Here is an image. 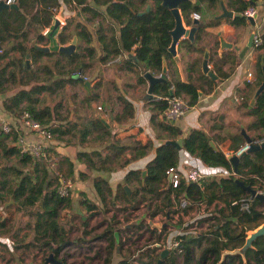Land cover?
Here are the masks:
<instances>
[{
	"label": "trees",
	"instance_id": "obj_1",
	"mask_svg": "<svg viewBox=\"0 0 264 264\" xmlns=\"http://www.w3.org/2000/svg\"><path fill=\"white\" fill-rule=\"evenodd\" d=\"M63 1L74 2L78 6L77 11L85 15L84 20L75 17L67 19L57 32L58 41L67 42L70 37L69 27L75 20V32L81 40L70 54L41 51L34 47V43H44L47 40L43 30L50 24L52 15L58 12V0H16L17 8L6 7L0 10V92L14 90L4 97L2 106L5 111L15 116L28 111L34 119L51 131L53 139L57 142L64 141L66 144H71L75 142L74 134L78 133L82 138H86L89 133L97 132V138L103 141L99 144L105 143L104 148L78 151L76 158L82 160L89 170H114L132 159L141 157L152 144L148 141H130L128 136L119 137L117 131L112 133L98 115L84 114L86 109L91 108V102L100 98L101 86V82L90 86L84 83L85 80L89 81L86 70L96 61L106 62L118 58L126 69L135 72L138 81L146 80L144 72L147 70L160 74L163 60L168 63L167 59L172 57V53L167 48L171 42L170 30L174 26V17L161 0H141L145 5L149 4V9L142 14H137L140 7L135 6L133 0H93L95 3L105 4L103 12L92 6L89 0ZM202 1L210 6L219 3V0L195 2L182 0L178 5L185 22L196 26L194 41H190L187 37L180 41V46L187 52L197 54L196 58L194 57L186 65L187 80L176 76L165 77V80L155 82L151 92L146 93L145 96V101L151 110L150 122L154 128L166 131L163 138L177 139L182 134L173 122L164 118L163 111L168 105V98L172 95H180L186 99L189 106L195 104L200 92H211L217 78L223 79L229 76L237 63L236 52L232 49L218 52L216 49L218 39L211 37L214 42L210 46L208 63L211 64L210 69L217 77L212 78L200 70L203 53L207 47L204 43L212 34L206 27L214 23L213 19H200L199 10ZM251 3V0L246 2L228 0V6H233L241 13L231 18V22L245 23L247 18L242 14V10ZM192 11L199 12L200 17L193 18ZM97 16L102 17L94 29L95 40L101 47V53L96 52L92 44L93 32L88 27L89 20ZM107 16L109 20L104 22ZM258 36L261 41L257 44L253 42L252 45L256 49L264 48V30L259 31ZM200 41L202 42L199 44ZM130 52L135 55V60L126 54ZM262 57L264 62V51L256 56L255 85L263 77ZM27 61L30 65H27ZM138 63H142L141 68ZM254 83H250L249 92L243 98L242 106L246 108L245 113L250 116L249 120L243 122V127L245 131L253 130L250 134L251 142L259 144L264 140V90L256 97L253 105L247 107ZM68 85H78L82 89L81 94L70 90L66 95L63 94ZM70 96L73 103L68 100ZM100 99L104 103L103 98ZM108 99L113 113L112 121L116 125L127 123L134 112L132 101L118 90L115 95L109 93ZM100 106L105 115H109L105 104ZM212 127L215 130L208 129V132L204 127L190 128L182 137V148L198 157L205 166L225 168L228 171L225 175L205 174L196 181H190L182 174L176 187L165 188L167 175L165 171L169 166H176L179 148L163 141L155 146L154 157L146 164L144 176L141 169H130L125 174L124 182L131 187L129 197L121 184L116 189L121 191L119 197L117 192L112 191L107 179L102 176H95L93 179L102 206L111 204L119 207L114 202L117 198H122L127 205L122 208L136 211L146 206L145 203L153 198L160 197L161 205L156 204L151 211L153 216L158 215L162 208L163 210L165 208V216L169 217L171 212L178 213L179 209L187 213L201 204L209 208L215 205L216 201L222 202L223 205L216 211V214L220 215L217 217V222L208 230L195 231L182 228L174 237L176 244L172 243L168 247V253L161 258L160 263L168 259L169 264H175V254L178 253L181 257L180 264H216L222 248L242 245L246 229L258 224L264 218V210L257 209L264 204V200L252 197L250 211L240 207L238 201L242 197L250 196V193L235 181L238 178L245 184L257 188L264 186V147L245 151L239 156L234 168L219 143L230 137V155H233L245 143L241 129L231 132L226 131L222 126L212 125ZM18 132L19 127H13L8 132L2 131L0 127V207L6 210L14 204L18 212L26 217L25 224L33 231L31 240L25 244L38 242L37 240L40 239L42 241L39 245L52 250L57 258V253L69 244L63 242L67 240L68 233L73 229L71 220L75 214L71 215L69 210L64 209L71 207L73 194L69 190L68 194L62 195L59 188L66 180H73L74 162L52 146L43 149L42 160H34L31 153L22 151L17 144ZM210 140L215 143V147L210 144ZM125 153L127 156L122 158ZM49 159L54 163L50 168L49 165L47 166ZM79 176L84 177L85 171L79 172ZM9 197L13 198V202L6 206L4 202L8 201ZM40 199L42 206L38 203ZM182 201H185V204L182 205ZM79 203L87 211L97 209L100 205L99 202L87 197L83 191L79 192ZM60 210L65 215L66 221L60 219ZM11 214L12 212H9L8 216H3L0 213L1 233L9 232L11 226L15 228L14 235L20 230L21 226L18 224L7 227ZM86 218L88 219V215ZM87 219L83 220L81 217L83 227L87 225ZM147 226L153 230L156 225H151L149 222ZM80 232L86 233V229L82 228ZM98 236L108 242L104 264H111L110 255L113 249L120 250V232L113 229L112 225ZM80 237L81 235L78 238ZM166 238L165 235V242ZM161 240L159 234L156 243L147 248L150 250L149 253L155 252L153 257L155 261L163 249ZM197 249L199 254L196 257ZM244 255L246 264H264V235L257 237L245 250ZM139 262L149 264L150 261ZM133 263L126 257L117 262V264ZM59 264L65 263L61 261ZM221 264L244 263L239 255H227Z\"/></svg>",
	"mask_w": 264,
	"mask_h": 264
},
{
	"label": "crops",
	"instance_id": "obj_2",
	"mask_svg": "<svg viewBox=\"0 0 264 264\" xmlns=\"http://www.w3.org/2000/svg\"><path fill=\"white\" fill-rule=\"evenodd\" d=\"M58 1V12L56 14H61L64 17L65 22L67 19H73L74 17L80 20H84L85 15H82L81 12L77 11L78 6L74 4V2L66 3L63 0ZM227 1L228 0H223L226 7L228 9L233 10L234 12H237L233 6H228ZM240 1L246 2L249 0ZM251 1L252 4L256 5L257 7V15L255 17L254 24H251L247 19L245 23L235 24L232 23L230 20L233 17L217 18L216 15L221 11L220 3L214 6H210L207 5L204 1L201 2L202 7L199 10L201 14L200 19H213L214 21L211 26L206 27L208 32L212 33L210 34V36L207 37V42L204 43L207 45L206 48H208L209 52L210 46L213 45L214 42L213 38L218 39L219 34L225 40L232 41L233 43L237 44L239 46V49H241L246 44L250 32L258 33L259 31L264 30V0ZM89 3H91V5L99 11L103 12L105 9V4H98L93 2V0H89ZM133 4L135 6L140 7L139 10H142L146 7L145 3H142L141 0H133ZM179 11L182 17L183 25L185 27H189L190 25L185 22V19L180 9ZM77 12L79 14L76 17ZM100 20H102V17L97 16L91 18L88 23V27L93 32L92 44L95 46L97 53H101L102 50L100 45L95 40L94 29L96 28ZM108 20V16L104 18V22H108ZM74 22L75 20H73L68 30L70 36L69 39L72 40L73 37H76L77 44L81 39L80 36H78V34L75 32ZM211 37L213 38L211 39ZM182 38L184 37L181 36L175 45L176 55L172 54V57H169L167 59L169 64L166 62L167 72L165 74V77L170 78L176 76L177 78L182 80H187L188 78V70L186 69V65L194 57L196 58L197 54L196 52H187L183 47L180 46V41ZM68 42L69 40L64 43L59 42V44H65ZM201 42L202 41H200L199 44ZM46 43H48V39L44 41V43L39 44ZM216 49L219 52V41L218 47ZM225 49H232L237 54V63L234 67L233 72L226 78L219 79L218 77L217 82L215 83V87L212 89L211 92H200L196 103L190 105V107L187 109L186 113L183 116L173 121V124L181 130L182 134L179 137H183L190 128L194 127H204L206 132H208V129L214 131L215 129L212 127V125H215V127L222 126L223 129H225L226 131L234 132L237 129H244L243 122L250 119V116L245 113L246 108L242 106V104L244 103L243 98L246 97L249 92V89L251 87L250 83H254V80L256 82L257 71L255 66V60L257 54L263 52L264 48L256 49L253 47V45H251L242 57L238 56L239 50L233 48H224L220 51V53ZM126 54L129 56V54L132 53L130 52ZM138 65L139 68H141L142 63H138ZM209 66L211 67V64H209ZM200 70L202 71L201 65ZM248 72L252 73L250 81L247 80ZM86 73L89 77V86L94 85L97 82H101V86L99 88L100 98H103L104 103L101 102L100 98L98 100L92 101L91 108L86 109V112L84 114L87 116L93 114L98 115L101 119H104V121L107 122L108 125L106 126L111 129L112 133L117 131V136L119 137L128 136L130 141H148L152 144V146L141 157L132 159L127 164L121 167H117L114 170H89L82 160L76 158V154L78 151H90L94 148H104L105 143L99 144L103 141L97 138V132L94 131L89 133L86 138H82L78 133L74 134L75 142H72L71 144H66L64 141L57 142L56 139L48 143L49 146H52V148H55L57 151L67 155L74 162V178L71 181L72 186L70 191L73 194L72 203H78L79 206L77 204V208L79 210H83L84 215L82 216H85L82 217L83 220H86L85 213H88L89 211H87L84 206L79 203V192L83 191L89 198H98V195L93 185V179L95 176H102L103 178L107 179L108 183L112 188V191L114 193L117 192V195L121 197V191H117L116 189L119 184L122 185V188L123 185L126 184L124 182L125 174L130 169L144 170L146 164L154 157L155 146L162 143L166 139H170L163 138V135L166 131L154 128L150 122L151 110L149 108V105L145 101L146 93H149V83L147 79L138 81L135 72L126 69L124 63L121 62L118 58L110 59L106 62L96 61L92 66L87 68ZM255 86L256 85L254 83L252 86L253 91ZM117 90L132 101L134 108L132 117L129 118L128 122L123 125H116V123L112 121L113 119L110 118L109 115H105V112H103L102 108H97L98 105H103L105 104L106 100H109V93L111 95H115L117 93ZM12 92H14V90L8 92H0V119L11 121L15 117V115H12L11 113L5 111L2 106V101L4 97L11 94ZM252 94L253 92L251 93V95ZM104 96L106 97L105 99ZM236 97L238 99H236ZM250 98L248 100L247 107H249ZM161 116L162 114L159 115V117ZM21 130L23 138L26 142L31 143L37 140L35 133L26 131L24 129ZM252 132L253 130L246 131L249 136ZM230 144V137L225 138L219 143L221 149L225 152L227 156H230L231 153V149L229 148ZM126 156L127 155L125 153L124 155H122V158H125ZM193 166L198 167L204 175H225L228 173V171L221 166H205L198 157L194 156L181 146L178 151V162L176 164L177 169L181 172V174H184L190 167ZM81 171H85L84 177L79 176V172ZM118 199L119 198H117L114 202L116 205ZM98 202L101 204L100 201ZM0 212L5 213V211L2 210L1 207ZM181 230L182 227L177 230L176 233ZM8 240L11 241V243L12 241H14L12 238H0V244L5 246L6 243L9 242ZM115 251L119 252L118 249H115Z\"/></svg>",
	"mask_w": 264,
	"mask_h": 264
},
{
	"label": "rangeland",
	"instance_id": "obj_3",
	"mask_svg": "<svg viewBox=\"0 0 264 264\" xmlns=\"http://www.w3.org/2000/svg\"><path fill=\"white\" fill-rule=\"evenodd\" d=\"M70 41L71 40L69 39L68 43H70ZM69 90L77 91L78 94H81L80 90L82 89L78 85H68L66 86L63 94L66 95ZM68 100L70 103H73L71 96L68 97ZM90 199L94 200L95 202L99 201L97 197L95 199ZM159 200L160 197L153 198L150 202L145 203L146 206H142L136 211H132L130 208H122L127 206L125 200L122 198H119L117 201V205H119V207L113 206L111 204H107L105 206L100 204L97 209L90 210L88 213H85L86 217L88 215V219L86 218L87 225L84 227L81 220V217H85L82 216L84 215L83 210H79L77 208L78 203H71V207L64 208L65 210H69L71 215L75 214L71 220V223H73V229L68 233V238H66L67 240H70V242H68L69 244L65 245L59 251V253H57V258L60 259V261H63L65 264H104V258L107 255L106 250L108 242L105 238H100L98 235L101 234L104 229L113 225V229L115 228L120 232L121 241L119 252L113 249L110 255L111 264H117V262L123 257L130 259L132 263L134 262L133 264H140L139 261L141 260L144 262L149 260V264H156L157 261L153 260V257H155V252L153 251L149 253L150 250H147V248L148 246L156 243V237L159 234L162 238V248H168L172 243H174V237L178 233H176V231L181 227L190 228V230L195 231L208 230L213 223L217 222V217H220L219 214H216V211H218V206L223 205L220 201H216V204L210 206L209 208H207L204 204H201L197 206L198 208L190 210L187 213L183 212L181 209H179L178 213L171 212V216L169 217L165 216V208L164 210L162 208L158 215L153 216L151 211L155 208L156 204L161 205L159 204ZM10 203L7 205H10ZM172 207L174 208L175 205ZM257 209L264 210V204L258 206ZM4 211L5 213L0 212L3 216H8L9 212H12L11 218H9L7 223L8 228L13 224H18L21 227L15 235L13 234L15 231L13 226H11V229H9V232L7 233H1L2 229L0 227V238H12L14 240L12 243L8 240L9 242L6 243L5 246L0 244V264H44V258L50 252H52V250L39 245V243L42 241L40 239L37 240L38 242H28V244H25L27 241L31 240L33 232L31 227L25 224L26 217L22 216V214L18 212L14 204ZM142 213H144L145 217L142 218L138 223H134L125 227L127 222L138 218ZM64 216L65 215H63L62 210H60V219L66 221ZM205 216L208 217L203 218ZM128 218L129 220L127 221ZM149 222L151 225H156L155 229L151 230L147 226ZM140 223L142 224L139 225ZM121 227H124L126 230L122 229ZM82 228L86 229V233L81 234L80 231ZM79 235H81L80 238H78ZM165 235L167 237L166 242L164 241ZM16 244H19V246ZM198 254L199 249L195 251V256L197 257ZM175 256L176 259L174 263L180 264L181 257L178 253H176ZM160 264H169V260L166 259Z\"/></svg>",
	"mask_w": 264,
	"mask_h": 264
},
{
	"label": "water",
	"instance_id": "obj_4",
	"mask_svg": "<svg viewBox=\"0 0 264 264\" xmlns=\"http://www.w3.org/2000/svg\"><path fill=\"white\" fill-rule=\"evenodd\" d=\"M182 0H161V3L168 7L173 14L174 17V26L170 30L171 33V42L168 46V50L173 54L176 55V50H175V45L178 41V39L183 36L187 37L190 41H194L195 39V32H196V26L195 25H190L189 27H185L182 23V17L179 11V3ZM192 2H195L196 0H191ZM220 6H221V11L216 15L217 18H222V17H234L238 16L241 13L240 12H234L231 9H228L226 5L224 4L223 0H219ZM6 7H12V8H17L18 5L16 2H12L10 4L5 3L3 0H0V10ZM149 9V4L146 5V7L142 10H139L137 14H142L146 10ZM255 17H247V20L251 23H255ZM196 21V20H195ZM63 25L62 19L57 15L53 14L51 17V22L50 24L46 27L44 30V34L48 39V43L46 44H39V43H34V47L41 51H58V52H64V53H72L75 50L76 47V37H73L71 42L68 44H59L56 34L60 27ZM253 36L254 32H250L246 44L239 49V46L232 41H227L225 40L220 34L218 35V41H219V52L224 49V48H233L236 50H239L238 56L242 57L246 50L252 45L253 43ZM130 57L135 58V55L129 54ZM208 56H209V50L208 48H205L204 53H203V58L201 62V68L202 72L210 75L212 78H216L217 75L210 69V66L208 64ZM27 65H29V61L26 62ZM261 69H262V80L255 86L253 94L251 95L250 101H249V107H251L256 99V97L259 95V93L264 90V62H263V57L261 58ZM167 72V65L165 59L162 62V70L160 74H154L153 72L147 70L144 72V75L146 76V79L148 80L149 87H148V92H151L152 87L155 82L158 81H163L165 80V74ZM84 83L89 86L90 82L88 80H85ZM105 107L108 109V114L110 118H113V113L111 110V104L109 100H106L105 102ZM102 121L106 124L107 122L102 119ZM245 142L249 144L247 148H241L237 153H234L233 155L228 156L233 167H236V164L238 162L239 156L242 155L245 151L247 150H252L254 148L258 147H264V140L260 142L259 144H253L251 142L250 136L246 133L244 129H241ZM165 142L171 143L176 145V147L180 148L182 146V137H178L177 139H166ZM210 144L212 146H216L215 143L210 140ZM1 169V168H0ZM146 173V170H142V176H144ZM236 183L243 189H246L250 195L253 197H256L260 200H264V193L258 192L255 187L245 184L243 181L239 180L238 178L235 179ZM171 183V175L167 174L166 175V183H165V188L170 187ZM123 188L126 191V195L129 197L131 188L127 185L124 184ZM13 198L10 197L9 201H6L4 204L7 205L8 203L12 202ZM39 204L42 206V199L39 200ZM145 215L142 213L138 218L132 219L130 222H127L125 224L126 226H130L134 223H138L142 218H144ZM264 235V218L256 225L249 227L245 231V239L242 245L234 247V248H227L224 247L221 249L220 252V257L217 261L216 264H221L222 261L225 259L227 255H239L242 258V261L244 264H246V258H245V250L252 245V242L259 236ZM70 242V240H66L63 242V244H67ZM168 252V248H163L160 251V256L157 259V264H160V260L162 257H164ZM61 261L60 259L56 258L52 252H50L45 258H44V263H53V264H59Z\"/></svg>",
	"mask_w": 264,
	"mask_h": 264
},
{
	"label": "built area",
	"instance_id": "obj_5",
	"mask_svg": "<svg viewBox=\"0 0 264 264\" xmlns=\"http://www.w3.org/2000/svg\"><path fill=\"white\" fill-rule=\"evenodd\" d=\"M5 3L10 4L12 2H15L16 0H3ZM242 14H244L247 17H253L257 15V7L254 4H248L243 10ZM192 17L195 19H198L200 17L199 12L197 11H192L191 13ZM58 16L62 19L63 24L65 23L64 17L61 14H58ZM46 29V28H45ZM44 29V30H45ZM43 30V33H44ZM261 39L258 36V33H254L253 36V42L256 44L259 43ZM253 44V43H252ZM248 78L247 80H251V72L247 73ZM236 99H238L236 97ZM189 104L186 101L185 98H183L180 95H172L170 98H168V105L163 111L164 118L168 121H175L181 116H183L187 109L189 108ZM98 109H101V106H97ZM0 127L2 131L8 132L10 131L13 127L18 128L19 127V134H18V140L17 144L21 147L22 151H27L32 154L34 160H42L44 158V151L43 149L46 146H49L48 143L51 142L53 139V135L51 131L45 126L42 125L38 120L34 119L28 111H23L19 115L15 116L13 120L7 121L0 119ZM24 129L29 132L35 133L37 140L31 143H28L24 140L23 135H22V130ZM249 146L248 143H244L241 148H247ZM239 149L236 151V153L239 151ZM49 165V166H48ZM47 166L50 168L54 166V163L51 162V159L48 160ZM166 174L171 175V187H176L178 185L179 179L182 176L181 172L177 169L176 166H169L166 169ZM187 180L190 181H196L200 179L204 174L202 171L196 167H190L187 172L183 174ZM71 181L66 180L62 186L59 188L60 194H68L69 190H71ZM254 187V186H253ZM258 192L264 193V186L260 187L261 189L255 187ZM252 195L242 197L238 202L239 205L242 209L246 211H250L251 207V200H252ZM235 202V201H234ZM185 204V201H182V205ZM174 244H176V241H173Z\"/></svg>",
	"mask_w": 264,
	"mask_h": 264
}]
</instances>
